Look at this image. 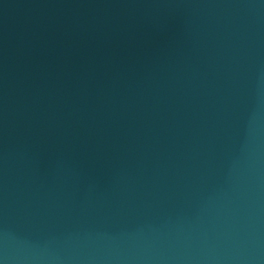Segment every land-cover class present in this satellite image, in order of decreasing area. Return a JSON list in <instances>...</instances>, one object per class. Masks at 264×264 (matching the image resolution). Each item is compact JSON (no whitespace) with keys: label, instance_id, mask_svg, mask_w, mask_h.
<instances>
[{"label":"water","instance_id":"obj_1","mask_svg":"<svg viewBox=\"0 0 264 264\" xmlns=\"http://www.w3.org/2000/svg\"><path fill=\"white\" fill-rule=\"evenodd\" d=\"M0 264H264V0H0Z\"/></svg>","mask_w":264,"mask_h":264}]
</instances>
